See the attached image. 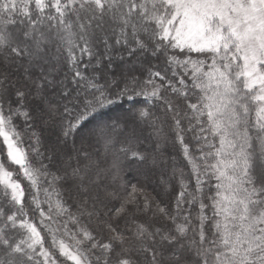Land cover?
Instances as JSON below:
<instances>
[{
	"label": "snow or ice",
	"instance_id": "1",
	"mask_svg": "<svg viewBox=\"0 0 264 264\" xmlns=\"http://www.w3.org/2000/svg\"><path fill=\"white\" fill-rule=\"evenodd\" d=\"M0 264H264V0H0Z\"/></svg>",
	"mask_w": 264,
	"mask_h": 264
},
{
	"label": "trees",
	"instance_id": "2",
	"mask_svg": "<svg viewBox=\"0 0 264 264\" xmlns=\"http://www.w3.org/2000/svg\"><path fill=\"white\" fill-rule=\"evenodd\" d=\"M130 66L131 65H124L121 67H117L114 70L116 72H120L121 70L126 71L127 68ZM145 101H146V98L143 96H133L131 98L121 97L120 99L116 100L115 103L109 105L107 108L103 109L100 113H98L97 121L107 122L110 120H115V119L124 117L126 115H129L130 110L134 111L137 107L146 106ZM152 111H154L157 116H162V108H159V109L154 108L152 109ZM97 121H93L92 124L86 125L78 135L86 136L88 134L89 129L93 127ZM145 128H146L145 135H147L151 131V129L147 128V126H145ZM165 132H167V128H165ZM45 136H47V133H45ZM45 142L47 143L48 141L46 140ZM95 147L102 151L99 145H96ZM161 148L166 149L162 153L165 159H167L169 154L171 153V155L175 157L176 163L179 166L183 167V163L181 162L180 156L176 154L175 149H172L170 144L167 146L164 144H161ZM137 179L142 180L144 179V177L138 176L135 170H132V169L125 170V174L123 177V180L125 183L129 180H131L132 182H136ZM145 183L147 186V192L152 196H156L157 192L159 191V188L157 186L158 182H157L156 175H152L149 178V180L145 181Z\"/></svg>",
	"mask_w": 264,
	"mask_h": 264
}]
</instances>
